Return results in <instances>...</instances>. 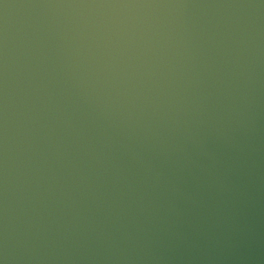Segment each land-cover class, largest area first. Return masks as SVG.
Returning <instances> with one entry per match:
<instances>
[{
  "label": "water",
  "instance_id": "obj_1",
  "mask_svg": "<svg viewBox=\"0 0 264 264\" xmlns=\"http://www.w3.org/2000/svg\"><path fill=\"white\" fill-rule=\"evenodd\" d=\"M0 264H264V0H0Z\"/></svg>",
  "mask_w": 264,
  "mask_h": 264
}]
</instances>
